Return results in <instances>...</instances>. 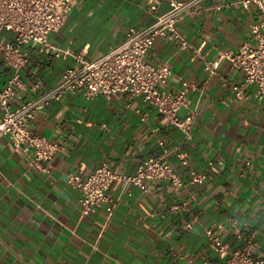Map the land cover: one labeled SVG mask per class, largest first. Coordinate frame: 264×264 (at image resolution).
Returning <instances> with one entry per match:
<instances>
[{"label":"crops","instance_id":"obj_1","mask_svg":"<svg viewBox=\"0 0 264 264\" xmlns=\"http://www.w3.org/2000/svg\"><path fill=\"white\" fill-rule=\"evenodd\" d=\"M170 1L74 0L64 24L48 36L71 55L52 57L30 44L21 46L29 55L20 72L24 98L57 85L76 56L96 59L129 27L149 25ZM238 1L204 0L197 14L177 24L186 46L156 38L146 56L151 64L170 67L162 91H177L179 79L190 84L189 104L178 111L179 118L194 115L189 139L141 96L81 94L51 101L32 123L34 133L60 145L47 174L0 138V264H223L206 245L209 227L232 248L241 246L238 235L250 237L253 255L264 256V101L251 93L234 96L232 87L242 74L227 60L206 70L219 51L235 50L250 39L258 11ZM10 73L0 59V84ZM148 157L169 163L184 180L191 171L206 178L179 190L151 181L146 192L113 183L108 193L116 208L97 238L104 212L80 216V192L66 183L67 174L88 175L102 162L132 173ZM183 201L186 207L172 210Z\"/></svg>","mask_w":264,"mask_h":264},{"label":"built area","instance_id":"obj_2","mask_svg":"<svg viewBox=\"0 0 264 264\" xmlns=\"http://www.w3.org/2000/svg\"><path fill=\"white\" fill-rule=\"evenodd\" d=\"M203 1L171 0L169 8L157 15L152 23L141 28L129 27L119 43L96 59L87 61L76 56V63L63 69L57 85L41 89L34 97L24 98L26 87L20 72L28 63L29 55L21 50V46L30 44L37 47L40 53L52 57L71 55L70 50L51 44L48 36L64 24L74 0H0V59L11 72L6 82L0 84V138H7L12 153L26 158L36 171L47 174L53 158L60 151V145L56 140L34 133L32 123L38 111L51 101L81 94L86 99L97 95L141 96L167 124L189 139L194 115L189 113L179 118L178 111L189 104L190 84L179 79L177 91H162L160 86L169 78L170 67L167 63L151 64L146 56L156 38L175 41L180 47L186 46L187 41L178 31L177 24L183 17L197 14ZM238 3L244 9L251 6L257 8L259 18L250 26V39L235 50L219 51L217 60L209 63L206 70L213 71L220 60H227L233 69L242 74L241 82L232 87L234 96L242 98L251 93L257 100L264 101V0H239ZM215 8L220 9V5ZM149 9L154 10L155 5L149 4ZM5 34H10V39H6ZM13 100H18V105L12 106ZM179 157L185 163L184 155ZM211 164L208 162V165ZM205 178L204 172L191 171L184 180L169 163L148 157L132 173H119L102 162L85 176L75 171L68 173L66 183L80 192L81 217L94 214L97 210L104 212L102 228L97 235L99 238L116 208V202L108 193L113 183H120L125 190L135 187L146 192L151 181H162L179 190L185 184H200ZM187 205L188 202L183 201L173 205L172 210L177 211ZM235 224L232 221V225ZM184 227L190 228L191 223H186ZM237 237L241 246L232 248L212 227L205 230L207 247L225 259L223 264H264V256L253 255L252 239Z\"/></svg>","mask_w":264,"mask_h":264}]
</instances>
